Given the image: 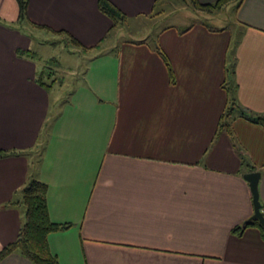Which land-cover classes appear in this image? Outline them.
Returning a JSON list of instances; mask_svg holds the SVG:
<instances>
[{
	"label": "crops",
	"instance_id": "crops-1",
	"mask_svg": "<svg viewBox=\"0 0 264 264\" xmlns=\"http://www.w3.org/2000/svg\"><path fill=\"white\" fill-rule=\"evenodd\" d=\"M26 1L18 19L16 1L0 0V149L16 150L0 157V248L22 219L20 204L6 202L35 177L47 185L50 220L69 222L47 234L58 264H264V239L243 222L252 203L240 160L241 152L259 171L264 205V125L234 115L231 135L217 131L228 86L264 113V0L226 2L237 32L231 54L223 26L160 31L171 78L141 39L88 52L112 28L97 0ZM108 1L125 22L160 0ZM22 23L78 41L85 66L71 64L76 82L62 101L35 80L34 54L16 52L30 50ZM0 264L32 263L10 253Z\"/></svg>",
	"mask_w": 264,
	"mask_h": 264
},
{
	"label": "rangeland",
	"instance_id": "rangeland-1",
	"mask_svg": "<svg viewBox=\"0 0 264 264\" xmlns=\"http://www.w3.org/2000/svg\"><path fill=\"white\" fill-rule=\"evenodd\" d=\"M234 5L230 1L222 4L220 7L211 11L197 9L190 0H160L153 11L148 16H140L127 18L118 23L116 27H112L108 31V37L105 42L98 48L89 49L88 52L104 49L109 50L124 46V41L132 39H141L149 46L151 51H155L158 45L157 38L159 32L169 27L176 29L182 33L184 27H190L192 24H202L206 28H220L223 26L230 31V45L228 53L231 54L235 34L234 24ZM23 31L30 36V50L34 54L38 67L43 71V82L47 85L52 84L49 93L52 100L53 91H56V97L62 101L67 95L66 88L74 86L76 78L75 71L71 64H75V68H83L85 61L82 59L81 52L66 37L61 34H54L48 30H40L22 23ZM161 42V41H160ZM167 50L172 53L171 48L165 45ZM36 73V75H37ZM35 75V76H36ZM79 80V79H78ZM77 80V81H78ZM50 100V101H51ZM62 103L51 104L53 109H59Z\"/></svg>",
	"mask_w": 264,
	"mask_h": 264
},
{
	"label": "trees",
	"instance_id": "trees-1",
	"mask_svg": "<svg viewBox=\"0 0 264 264\" xmlns=\"http://www.w3.org/2000/svg\"><path fill=\"white\" fill-rule=\"evenodd\" d=\"M17 4V17L22 19L26 14V0H15ZM228 0H214L210 3H199L196 0H190L193 6L197 9H203L211 11L220 7ZM239 1V0H237ZM98 9L106 14L112 21L110 27L118 25L124 19V14L118 10L108 0H97L96 2ZM35 26H41L36 25ZM68 42L77 43L76 39L72 36L65 35ZM144 41V40H139ZM138 41V42H139ZM97 47V45H94ZM82 49L87 47L81 46ZM17 53L20 54H32V51L28 49H17ZM155 52L159 55L162 62L166 67L168 76L172 77L171 66L169 60L164 51L159 47L155 46ZM43 71L42 69L35 76V80L43 84ZM229 94L228 105H226L219 115L217 122V131H224L227 134L231 132V118L234 115L242 116L252 122L264 125V113H256L252 110L242 106L238 103L234 96V90L228 86L226 87ZM16 153L13 149H0V157ZM241 164L252 170L254 168L248 161L245 155L240 152ZM47 185L44 181L29 177L23 183L19 189V197L17 199H11L6 202L8 204L19 203L22 208V219L17 230L15 237L9 242L5 243L0 248V259L10 253H17L20 256L29 260L32 264H58L56 256L49 250L47 244V234L51 231L65 228L69 225V222H56L50 220L46 207L45 192ZM260 201V200H259ZM260 209L264 216V205L260 201ZM248 224L255 225L260 233L262 239H264V228L259 224L256 218H252ZM242 225H235L231 228V231L239 233Z\"/></svg>",
	"mask_w": 264,
	"mask_h": 264
},
{
	"label": "water",
	"instance_id": "water-1",
	"mask_svg": "<svg viewBox=\"0 0 264 264\" xmlns=\"http://www.w3.org/2000/svg\"><path fill=\"white\" fill-rule=\"evenodd\" d=\"M242 177L246 180L251 194L252 213L244 219V223H249L252 218H256L259 224L264 228V216L260 209V201L258 198L257 181L259 171L249 170L242 173Z\"/></svg>",
	"mask_w": 264,
	"mask_h": 264
}]
</instances>
